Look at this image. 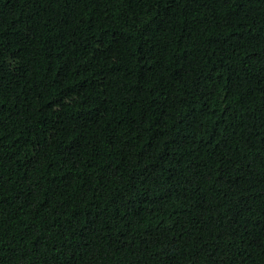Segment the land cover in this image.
<instances>
[{"label":"trees","instance_id":"1","mask_svg":"<svg viewBox=\"0 0 264 264\" xmlns=\"http://www.w3.org/2000/svg\"><path fill=\"white\" fill-rule=\"evenodd\" d=\"M0 264H264V0H0Z\"/></svg>","mask_w":264,"mask_h":264}]
</instances>
